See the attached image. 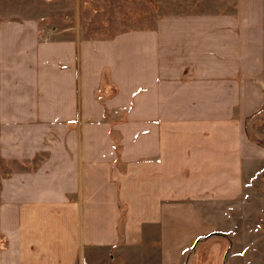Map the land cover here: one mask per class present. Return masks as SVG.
Segmentation results:
<instances>
[{"label": "crops", "instance_id": "0c3cea01", "mask_svg": "<svg viewBox=\"0 0 264 264\" xmlns=\"http://www.w3.org/2000/svg\"><path fill=\"white\" fill-rule=\"evenodd\" d=\"M263 110L264 0H0V264H239Z\"/></svg>", "mask_w": 264, "mask_h": 264}, {"label": "rangeland", "instance_id": "374dc122", "mask_svg": "<svg viewBox=\"0 0 264 264\" xmlns=\"http://www.w3.org/2000/svg\"><path fill=\"white\" fill-rule=\"evenodd\" d=\"M107 9H103L101 14H99L103 21L108 22V20H120L121 23L118 24V28H124V17L129 14L132 16L137 13V11H132L131 9L124 8V3L121 4L119 2L113 3V5L109 4ZM140 12V11H139ZM143 13V12H142ZM152 14L153 10L146 7L144 10V14L148 16V14ZM132 16L131 18H134ZM101 17L97 20L101 21ZM129 18V19H131ZM115 27V29L117 28ZM248 133L252 141H254L261 149H264V110L258 115L255 121H251L248 126ZM258 163H260L261 167L257 171V174H264V155L258 158ZM7 163L4 162L0 158V174L7 169ZM246 179L248 178V171L245 173ZM264 178V175L262 176ZM258 195L264 194V185L257 187ZM247 208L249 206V202L244 203ZM258 210L254 214V217L246 219L249 221L248 224H245L239 234V245L240 247L235 251V257L238 258L239 264H264V202H257ZM254 224V225H253ZM229 252H232L231 247L229 248ZM232 254V253H231ZM106 252L97 250L94 256L88 259V264H130L129 260L124 259V256H117ZM93 258V259H91Z\"/></svg>", "mask_w": 264, "mask_h": 264}]
</instances>
